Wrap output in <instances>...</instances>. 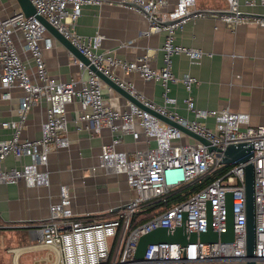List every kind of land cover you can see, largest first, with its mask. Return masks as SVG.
Listing matches in <instances>:
<instances>
[{
    "label": "built area",
    "instance_id": "2783aa9c",
    "mask_svg": "<svg viewBox=\"0 0 264 264\" xmlns=\"http://www.w3.org/2000/svg\"><path fill=\"white\" fill-rule=\"evenodd\" d=\"M6 11L0 9V98L10 99L20 89L16 118L0 121L7 131L0 138V183L49 186L46 169L48 155L69 145L66 107L77 101L76 121L97 135L102 128L121 136L130 134L134 140L141 135L144 146L132 151L117 148L122 139L114 137L102 143L96 166L105 174L122 173L131 191L129 199L116 217L107 221L85 222L74 217L69 189L59 186L58 201L50 203L48 217L38 223L20 225L30 231L27 245L6 247L11 264H21L24 254L41 253L39 264H165L243 262L245 252L246 212L244 164H232L219 177L189 194L184 200L163 209L145 222L129 229L133 214L143 205L184 193L201 183L220 164L222 152L208 150L204 145L160 116L182 125L206 138L213 146L224 149L229 143H251L254 165L255 242L253 257L264 262V124L251 125L246 113L228 108L198 109L191 94L199 80L185 73L177 77L171 71L174 55H186L191 63H199L202 51L175 43V33L188 21L213 18L231 30L242 23L264 27V15L242 8L264 7V0H222V8L199 7L198 0H118L117 4L133 10L148 23L141 33L164 32L161 49L163 65L152 67L148 54L134 60L123 59L108 50L99 51L101 36L78 34L74 27L84 5L101 0H30L35 14L40 15L65 36L94 67L115 81L142 106L126 101L123 109L111 106L103 93L102 80L88 65L72 58L79 71L68 81H56L47 70L43 51L52 47V35L35 15L26 16L16 0ZM2 12H5L2 14ZM25 54V55H24ZM136 71L144 80H158L164 89L163 104L147 99L135 86L115 74ZM181 81L187 91L185 108L195 115L188 119L176 112L175 99L167 93L168 82ZM45 102L46 117L40 124L38 137H22L29 112L37 103ZM146 107V108H145ZM155 111L158 115L151 112ZM213 118L208 126L201 119ZM80 126H77L79 129ZM14 165L7 166V157ZM95 167H92L94 169ZM232 193L233 240L182 245L178 242L148 244L143 257H135L139 237L157 227L174 230L183 227L186 234L205 232L208 227L207 205L210 203V226L217 233L226 231V195Z\"/></svg>",
    "mask_w": 264,
    "mask_h": 264
},
{
    "label": "crops",
    "instance_id": "0c3cea01",
    "mask_svg": "<svg viewBox=\"0 0 264 264\" xmlns=\"http://www.w3.org/2000/svg\"><path fill=\"white\" fill-rule=\"evenodd\" d=\"M117 1L101 0L99 4L84 5L74 30L84 36L99 34V51L108 50L110 54L128 60L146 53L152 67H161V46L165 33L142 34L148 28L147 21L135 11L118 5ZM173 1L170 0V7ZM198 5L222 8L226 4L222 0H198ZM4 7H7V12L14 8V4L0 0V9ZM242 9L264 15V7ZM175 43L202 51L199 63H191L183 54L174 55L171 60V71L177 77L188 73L199 80L191 91L196 108H228L246 113L251 125L264 124V27L242 23L231 30L213 18H198L188 21L183 29L175 33ZM43 55L48 73L58 82L70 80L79 71L78 65L72 63V52L53 35L52 47L44 50ZM114 71L121 79L131 82L147 99L158 105L163 104L164 89L160 81L144 80L136 71L123 72L119 68ZM168 86L167 94L175 99V104L170 106L178 114L195 119L194 113L185 108L187 91L184 84L181 81H169ZM102 87L106 101L111 106L117 109L125 107L127 98L103 81ZM21 96L22 91L16 88L10 99L0 98V121L16 118ZM46 107L47 104L42 101L31 108L22 137L40 135ZM76 109L77 101L66 107L69 145L48 155L46 169L49 186L28 187L22 182L0 183V264H11L12 256L6 247L31 242L30 231L20 225L46 219L50 203L58 201L60 185H66L69 189V208L73 216L85 222L114 219L130 197L131 191L124 174H105L96 164L102 143L119 137L122 143L117 148L132 151L144 146L143 135L134 140L130 134L121 136L107 128L92 135L91 131L83 128L84 123L76 121ZM201 120L208 126L214 124L213 118ZM77 126H80L79 129ZM7 134L0 127V138ZM5 163L7 166L14 165L13 158L7 157ZM27 255L30 254H24L23 257ZM43 255H40V262Z\"/></svg>",
    "mask_w": 264,
    "mask_h": 264
},
{
    "label": "water",
    "instance_id": "95a60500",
    "mask_svg": "<svg viewBox=\"0 0 264 264\" xmlns=\"http://www.w3.org/2000/svg\"><path fill=\"white\" fill-rule=\"evenodd\" d=\"M20 9L24 12L26 16L35 15L41 23L45 26L46 30L56 37L72 54L82 61L84 64L88 65L89 68L95 72V74L105 83L109 84L113 89H115L118 93L123 95L128 100L133 103L142 106V103L130 95L125 89L120 87L115 81L110 79L108 76L98 71L93 64H90L89 60L78 50L76 49L72 43L63 36L55 27L49 24L46 19L40 15L35 14V8L30 2V0H16ZM146 108V107H145ZM151 112L155 115H158L155 111L151 110ZM160 116L165 121L177 126L187 134L191 135L193 138L197 139L204 145H207L208 150L216 151L217 154L222 152L219 163L223 165H232V164H244V192H245V212H246V235H245V254L247 259L243 262H220V263H165V264H264V262H258L252 259L253 250H254V242H255V204H254V165L251 161V157L253 155V149L251 143L246 142H238V143H229L222 150L219 147L213 146L209 143V141L186 129L182 125L168 119L165 116ZM232 193H227L226 195V208H227V220H226V231L217 233L212 230L210 226V203L207 205V221L208 227L205 232L195 233L190 232L186 234L183 231L182 226L176 227L174 230H167L166 227H157L152 229L151 231L141 235L139 237L136 254L135 257L137 260H140L146 247L148 244L153 243H161V242H178L182 245H185L190 241H202V242H215L217 240L220 241H232L233 234V213H232Z\"/></svg>",
    "mask_w": 264,
    "mask_h": 264
},
{
    "label": "trees",
    "instance_id": "16d2710c",
    "mask_svg": "<svg viewBox=\"0 0 264 264\" xmlns=\"http://www.w3.org/2000/svg\"><path fill=\"white\" fill-rule=\"evenodd\" d=\"M228 168H230V165H222L218 167L215 171H213L211 174L206 175L205 177L202 178L201 183L198 185H195L193 188L190 190L184 192V193H179L176 195H172L167 197L165 200H158L152 203H147L143 206H141L132 216L129 229H132L136 227L137 225L145 222L148 220L150 217H152L154 214L157 212L166 209L173 204L180 202L184 200L189 194L197 191L200 189L202 186H204L207 183H210L217 177H219L223 172H225Z\"/></svg>",
    "mask_w": 264,
    "mask_h": 264
},
{
    "label": "rangeland",
    "instance_id": "374dc122",
    "mask_svg": "<svg viewBox=\"0 0 264 264\" xmlns=\"http://www.w3.org/2000/svg\"><path fill=\"white\" fill-rule=\"evenodd\" d=\"M203 1H209V0H203ZM40 255L42 254H30L22 258L21 264H39L40 262Z\"/></svg>",
    "mask_w": 264,
    "mask_h": 264
}]
</instances>
